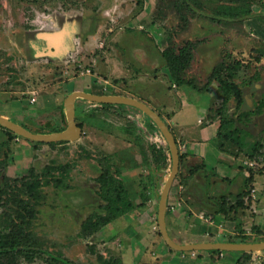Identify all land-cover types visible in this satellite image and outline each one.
<instances>
[{"label": "rangeland", "instance_id": "rangeland-1", "mask_svg": "<svg viewBox=\"0 0 264 264\" xmlns=\"http://www.w3.org/2000/svg\"><path fill=\"white\" fill-rule=\"evenodd\" d=\"M203 1L210 10L228 0ZM249 2L254 10L243 21L245 36L238 32L242 24H216L199 12L183 21L168 0H0V114L32 131L56 133L68 127L66 99L76 90L145 101L164 116L185 157L170 191L167 219L169 210L176 214L185 206L183 221L195 233L193 226L207 225L215 213L205 207L199 213L203 219L189 198L181 196L192 189L191 167L197 160L189 159L185 145L193 151L192 133L183 138L177 125L200 129L198 120H209L222 96L216 82L206 91L174 82L162 53L169 45L178 48L189 39L207 37L195 51L188 76L206 81L217 62L229 55L231 61L243 62L240 84H252L254 65L264 69V60L255 58L264 49V0ZM50 38L61 42L56 52ZM261 86L253 105L264 97V79ZM117 104L123 106L106 108L78 97L75 120L82 132L77 139L59 140L63 142L33 140L0 128L8 176L56 177L45 182L30 225L41 252L25 249L19 264H60L61 258L72 264H236L238 250H224L226 256L219 259L208 250L170 249L158 222L161 193L173 166L169 143L146 112ZM104 172L124 183L136 206L85 233L83 222L107 213L98 181ZM251 184L246 185L249 192ZM257 221L264 224L263 213ZM172 230L185 239V232ZM251 253L256 261L263 252Z\"/></svg>", "mask_w": 264, "mask_h": 264}, {"label": "trees", "instance_id": "trees-1", "mask_svg": "<svg viewBox=\"0 0 264 264\" xmlns=\"http://www.w3.org/2000/svg\"><path fill=\"white\" fill-rule=\"evenodd\" d=\"M168 1L171 2V5L176 9L183 21H187L189 15L193 17L199 12L202 18L216 24H226L228 27H232L233 24L236 23L242 24L239 26L238 32L245 36L247 32L245 33L243 21L249 17L254 10L252 4L249 2L250 0H228L225 3H219L210 10L203 0ZM207 40V37H199L198 40L189 39L178 48L169 45L164 49L162 54L166 60L171 79L177 84L188 85L199 91H206L213 82L217 83V91L222 96V104L216 109L210 110L212 111V115L209 117L219 118L220 120L218 129L220 146L225 150L227 146L230 147V145H235L239 150H243L245 149L244 132L236 126V121L241 120L244 115H250L251 112L247 111L237 118L231 116L228 112V105L231 100H234L238 107H240L244 101L243 89L241 88L240 82L237 80L240 70L243 67V62L239 59L231 61L228 58L229 55L225 58L222 57L213 67L206 81L202 83L196 77L188 76L187 74L195 58V51H198V45ZM255 58L258 62L264 60V49H258V54ZM260 66L257 64L254 65V68H256L254 69V75H252L253 78H261L264 74V69ZM114 106L121 107L123 104L103 103V107L106 108ZM255 108L254 113H260L262 111L264 108V97ZM0 128L7 134L12 132L9 128L1 124ZM52 144H55V142H52ZM258 145L259 143L255 142L251 146L250 157L255 155V153L252 152L255 151ZM160 153L165 154L162 149H160ZM183 155L184 153H180L181 161L185 158ZM199 168V163L191 167V176ZM6 169L7 160L0 151V208H2L0 217V264H19V256L25 249L31 250L32 252L33 250L41 252L37 241L33 238L34 235L32 234L30 225L39 212L38 205L41 204L42 188L45 182L46 185L50 184L56 177L51 176L47 181L44 177L41 178V175L36 174L31 176L22 175L10 177L5 173ZM252 178L253 174L247 180V184H251ZM98 181L101 183L102 189L105 190L102 194L103 198L107 200V213L104 216L101 215L95 221L88 218L83 222L84 232L89 234L94 233L100 226L107 224L136 206L129 198L124 183L109 172H104L98 176ZM248 193L249 191L246 187V189L240 193V196L243 198L247 196ZM240 201L241 200H237L236 203L238 204ZM227 202L226 196H222L219 201L218 211L227 213L229 210ZM3 224H5V226H3ZM255 228L257 229L256 232L261 233V228L259 226ZM238 238L241 239V241L264 240V236L250 237L247 235H240ZM170 249L173 250L174 248L170 247ZM217 251L219 252L221 250ZM243 254L245 259L251 257L247 252ZM59 260L60 264H72L65 258ZM240 260L242 259L239 258L238 261Z\"/></svg>", "mask_w": 264, "mask_h": 264}, {"label": "crops", "instance_id": "crops-1", "mask_svg": "<svg viewBox=\"0 0 264 264\" xmlns=\"http://www.w3.org/2000/svg\"><path fill=\"white\" fill-rule=\"evenodd\" d=\"M59 41L60 40L57 38V46ZM65 47H67V44ZM263 79L264 77L258 79L254 77L251 79L252 84H241L244 98L243 103L238 107L236 102L231 100L228 105L229 114L235 118L247 111L251 112L250 115H244L241 120L236 121V126L244 132L245 149L239 150L235 145H230V147L227 146L225 150L221 148L220 139L218 137V129L220 126L219 118H209L207 121L199 119L198 124L202 126L200 129H192L185 125H177L178 131H181L179 135L183 138H185L184 134L187 131L192 133V152L188 150V143L185 142L189 154L188 157L191 161L197 160L195 164H200V168L191 179V191L187 192L184 190L181 196L183 200H185V197L189 198L187 199L189 201L188 204L200 210V212L196 213L199 214L201 211L204 212L207 210L205 207H209L215 214L207 218V225L202 224V226H193V228H195V233H189V223L184 222L186 219H183L181 215V213L184 212L183 209H185V206L182 209L178 208L179 213L176 214L169 210L167 225L169 232L171 231L173 233L174 236L170 234L175 241L179 243L241 241V239L238 238L240 235H247L250 237L264 236V224H262V221H257L258 215L260 213L264 214V108L260 113H254L256 105L252 104V100L258 98ZM237 80L239 82L243 80L242 73H239ZM143 99L147 100L145 98ZM255 142H258L259 145L255 151L252 152L255 153V155L250 157V149ZM210 145H212L214 153ZM257 164H261L263 168H259V170ZM252 174L253 178L251 185H253V188H251L252 190L255 189V191L253 192L251 190L247 196L242 198L240 193L246 189L247 180ZM219 196L221 198L222 196H226L229 208L227 213L218 211L220 200H218L217 197ZM237 200L241 201L237 204ZM199 215L204 219L203 214ZM218 216L221 217L219 222L217 221ZM187 221L189 220L187 219ZM171 225L178 230H182V233L185 232L184 234H186V237L184 240H180L179 237L174 234ZM255 225L261 228V233L255 230L252 231V227ZM176 232L178 233L179 231ZM192 234L195 236L197 235V237L190 238ZM199 236H203V239H200ZM201 250H208L206 252L211 258L215 256V258L221 259L226 256L224 250L219 252L213 249ZM260 251L263 253L257 256L256 261H253L255 259L254 256L247 260L243 254L247 252L251 255V252ZM260 251H240L241 255L237 257L236 264H264V250ZM202 254L199 253L198 257L202 256ZM239 258L242 260L238 261ZM198 264H207V262H198Z\"/></svg>", "mask_w": 264, "mask_h": 264}, {"label": "water", "instance_id": "water-1", "mask_svg": "<svg viewBox=\"0 0 264 264\" xmlns=\"http://www.w3.org/2000/svg\"><path fill=\"white\" fill-rule=\"evenodd\" d=\"M57 35V34H55ZM51 39V38H50ZM50 43L53 47L52 51L56 52V42L52 39ZM61 43V42H60ZM58 43V46L60 45ZM59 52V51H58ZM78 97H83L89 100L98 101L102 103H124L128 105L136 106L146 112L160 127L165 135L173 157L172 171L164 185L161 193L159 208H158V222L160 225L161 233L166 243L177 250H201V249H213V250H240V251H260L264 250V240L261 241H208V242H191V243H179L171 236L167 225V211H168V199L170 191L175 177L180 171V149L177 140L166 123L164 118L148 103L138 99L136 97L122 96V95H108V94H95L85 91L76 90L72 92L66 99L67 104V116L68 127L63 131L56 133H38L32 131L22 124L8 118L5 115L0 114V124L18 134H21L27 138L38 141H59L66 139H77L80 137L82 129L76 123L75 120V101Z\"/></svg>", "mask_w": 264, "mask_h": 264}, {"label": "flooded vegetation", "instance_id": "flooded-vegetation-1", "mask_svg": "<svg viewBox=\"0 0 264 264\" xmlns=\"http://www.w3.org/2000/svg\"><path fill=\"white\" fill-rule=\"evenodd\" d=\"M54 41V40H53ZM59 46L56 47V50L58 49Z\"/></svg>", "mask_w": 264, "mask_h": 264}, {"label": "built area", "instance_id": "built-area-1", "mask_svg": "<svg viewBox=\"0 0 264 264\" xmlns=\"http://www.w3.org/2000/svg\"><path fill=\"white\" fill-rule=\"evenodd\" d=\"M253 192L255 191V189L252 190Z\"/></svg>", "mask_w": 264, "mask_h": 264}]
</instances>
